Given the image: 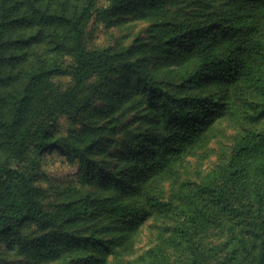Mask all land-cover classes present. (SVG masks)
<instances>
[{"label":"trees","instance_id":"trees-1","mask_svg":"<svg viewBox=\"0 0 264 264\" xmlns=\"http://www.w3.org/2000/svg\"><path fill=\"white\" fill-rule=\"evenodd\" d=\"M124 21L145 22L128 45L88 39ZM223 122L244 124L226 179L185 192L148 263L179 249L185 264H264V0H0V264L129 255L146 220L178 209L159 186ZM57 151L98 193L42 199Z\"/></svg>","mask_w":264,"mask_h":264},{"label":"rangeland","instance_id":"rangeland-1","mask_svg":"<svg viewBox=\"0 0 264 264\" xmlns=\"http://www.w3.org/2000/svg\"><path fill=\"white\" fill-rule=\"evenodd\" d=\"M144 25L145 22L124 21L120 26L114 27V29L101 27L91 30L88 39L95 44L113 43L116 44V47H121L128 45ZM155 76L161 81L163 88L174 90V85L180 82V73L167 70V68L157 72ZM63 79L67 80L66 77ZM106 97L102 96L97 102L99 115L96 113L90 114L94 123L104 119L101 109H103L108 98H110ZM73 125H78V122ZM68 126L69 120L64 118L62 124L63 132L67 131ZM243 126L242 122L221 123L204 148L184 158L180 164L178 176L164 182L157 189L161 197L170 199L178 204V209L168 216L157 215L158 217L154 216L146 220L134 250L129 255H121L116 259H111L110 264H153L152 262L157 260V257H150L153 261L148 263L149 258L145 257V252L156 244L157 236L161 233L160 229L171 224L177 217L181 218L180 214H182L181 210L183 207L179 206V203L183 199L185 192L191 189L193 191L199 185L208 184L211 181L221 184L226 179L225 168L227 160L236 141L243 132ZM261 126L263 124H259L258 128ZM78 169L77 160L67 158L61 151L47 154L42 166L37 170L36 185L39 188L42 199L55 202L64 200L70 194L74 195L73 193L76 192L74 189L77 186L83 190H89L91 193H98L100 188L97 185L76 179ZM166 254L165 261L154 264H185L187 259L186 253L179 249L167 250ZM1 259L0 263L2 262Z\"/></svg>","mask_w":264,"mask_h":264}]
</instances>
